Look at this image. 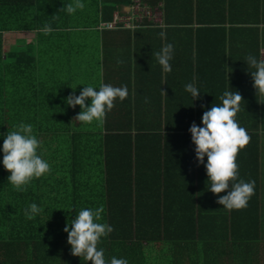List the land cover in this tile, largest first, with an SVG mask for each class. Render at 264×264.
<instances>
[{"label": "crops", "instance_id": "1", "mask_svg": "<svg viewBox=\"0 0 264 264\" xmlns=\"http://www.w3.org/2000/svg\"><path fill=\"white\" fill-rule=\"evenodd\" d=\"M131 1L81 0L85 8L68 16L66 29L51 32L46 36L50 38L38 37L37 31L8 33L5 58L19 51L29 61L25 66L31 78L24 81L40 89L34 91L35 97L36 92H44L39 100L32 101H41L44 109L39 112L52 117H57L54 113L60 111L62 117L74 121L81 109L79 105L68 106L66 99L73 91L78 96L85 86L96 91L101 83L127 86V98L122 102L117 98L103 125L98 127L103 130L102 135L108 134V147L116 150L112 155H120L134 164L129 193L133 202L131 214L137 215L144 225H150L152 215L159 212L198 214L205 238L196 245L193 264L214 262L217 257L205 256V252L208 248L218 252L223 245L227 264H240L239 257L242 256V261L252 256L251 250L259 258V264H264V95H256L250 73L255 69L248 67L246 61L249 55L264 59V0H144L153 7H163L165 23L179 24L165 30L139 27L100 31L91 26L96 6L128 7ZM74 2L66 0L67 4ZM162 31L166 33L165 39L160 36ZM166 44L174 46L169 73L163 71L155 57ZM32 60L35 62L30 68ZM189 83L198 88L200 99L193 100L186 91ZM61 87L64 89L60 91ZM225 91H238L242 95L235 119L251 137L236 159L238 180L255 181V194L247 207L231 211L217 204L218 196L209 191L206 169L196 159L189 132L193 122L203 126L204 111L213 104L222 105L220 97ZM60 95L65 103L61 109L56 106ZM24 101L27 100L18 98L12 103L22 108L26 106ZM86 104L90 106V98ZM82 133H91L89 124L82 127ZM124 139L131 148L122 151ZM88 140L82 143L86 153L83 157H99L102 161V155L89 154L97 151L96 147L100 149V145ZM94 177L114 184L127 180L121 175ZM111 197L114 201L108 199L107 204L119 212L120 205L115 202L118 196ZM208 224L212 226L209 228ZM225 225L228 239L222 242L219 234ZM232 238L237 241L250 238L252 242L248 239L242 242L243 247L250 243V248L242 254L233 251L238 246L230 242ZM187 253L190 259V251Z\"/></svg>", "mask_w": 264, "mask_h": 264}, {"label": "trees", "instance_id": "2", "mask_svg": "<svg viewBox=\"0 0 264 264\" xmlns=\"http://www.w3.org/2000/svg\"><path fill=\"white\" fill-rule=\"evenodd\" d=\"M127 4L128 7L96 6L91 26L96 30L108 31L100 26L102 22L112 20L116 13L130 14L133 23L132 26L119 25L116 29L161 27L165 30L168 26L179 24L171 21L165 23L163 7H153L140 0L141 7L153 13L150 15L131 12L133 0ZM67 5L66 0H0V264H91L90 261L86 262L71 254V246L67 243L68 234L64 232V228L81 209H96L101 205L104 212L100 222L107 223L114 229L107 237H102L98 244V248H103L108 264L112 257L126 259L128 264H193L197 243L205 238L198 220L199 215L159 212L152 215L150 225L139 223L137 215L130 212L133 209L129 193L134 164L120 155H112L116 150L109 149L108 134L102 135L103 130H100L95 121L90 124L91 133L85 134L82 133L85 124L75 119L73 121L70 117H62L63 113L60 111L54 113L58 114L57 117H52L47 112L40 113L39 110L44 109L41 101L35 103L32 99L39 100L40 94L44 92H36L35 97L34 91L38 88L31 86L29 81H24L31 78L26 74L25 66L29 61L24 60L19 51L5 58V35L8 33L37 31L38 37L41 35L43 38H50L39 31L45 24L54 29L52 32L64 31L69 24L67 17L72 15L62 10ZM230 14L231 8H228L227 15ZM55 15L57 20L52 18ZM27 51L33 54L32 51ZM33 62L35 60L30 63V68L33 67ZM59 89L61 91L64 88ZM18 98L27 100L23 102L25 107L22 105L19 108V105L17 108L13 105L12 100ZM59 100L56 106L58 104L61 109L65 106L61 95ZM21 123L32 125L33 135L41 144L37 150L38 155L50 165V171L38 179L34 178L26 186V191L14 189L8 182L10 172L4 169L2 163L4 137L8 131L16 130ZM86 139L91 144L100 145V149L96 147L98 150L89 154L102 155V161L99 157H83L86 153L82 143ZM128 148L131 147L124 139L120 149L124 151ZM101 174L107 178L121 175L127 180L114 184L111 180L103 182L94 177ZM113 195L118 196L115 202L120 205L119 212L107 204L109 200L114 201L111 197ZM32 203L43 211L33 219H28L24 213ZM207 226L210 228L212 225ZM257 235L258 233L255 240ZM227 239L225 225L220 229L219 240L224 242ZM246 239L251 241L250 238L243 240ZM243 240H230L238 246L233 251L242 254L243 250L250 248V243L243 247ZM187 250L190 251V259ZM205 254L217 257L209 264H227L225 245L219 247L218 252H212L208 248ZM251 254L252 256L244 257L242 261L240 256V264H259L256 253L251 250Z\"/></svg>", "mask_w": 264, "mask_h": 264}, {"label": "clouds", "instance_id": "3", "mask_svg": "<svg viewBox=\"0 0 264 264\" xmlns=\"http://www.w3.org/2000/svg\"><path fill=\"white\" fill-rule=\"evenodd\" d=\"M84 8L85 4L81 0H75L73 4L64 6L62 10L74 14ZM39 31L49 35L54 29L45 24ZM160 36L165 39L166 33L162 31ZM173 50L172 44H166L155 53L165 73L172 70L169 61L172 59ZM246 61L248 67L255 69L250 73L256 95H264V59L257 60L256 57L249 55ZM98 89L99 91H96L92 86H85L78 96L73 91V94L67 97L68 106L75 108L79 105L81 109L74 118L76 121L89 125L95 121L98 125H103L107 113L114 108L117 98L122 102L128 96L127 86L114 87L111 84L101 83ZM185 89L191 93L193 100L201 98L198 88L193 83L187 84ZM89 98L90 106L86 104ZM220 100L221 106L213 104L210 110L204 111L201 118L203 126H197L193 122L189 132L191 141L195 145L196 159L206 169L210 182L209 191L218 196L216 203L228 211L241 210L247 207L248 201L255 194V181L238 180L239 168L236 159L239 151L250 143L251 137L235 119L243 101L242 95L238 91H225ZM40 146V141L33 135L30 124L21 123L16 130L6 133L2 145V163L4 169L10 172L8 182L15 190L26 191V186L34 178L38 179L50 171L49 163L38 155L37 150ZM224 192L227 194L220 195ZM42 211V208L32 203L25 209L24 214L26 218L33 219ZM103 212V205L96 209H81L64 228V232L68 234L67 243L71 246V254L83 258L86 262L90 261L91 264H108L104 250L98 248V244L102 237H107L114 229L111 225L100 222ZM110 264H128V261L112 257Z\"/></svg>", "mask_w": 264, "mask_h": 264}, {"label": "built area", "instance_id": "4", "mask_svg": "<svg viewBox=\"0 0 264 264\" xmlns=\"http://www.w3.org/2000/svg\"><path fill=\"white\" fill-rule=\"evenodd\" d=\"M133 3L134 4L130 8L131 12H144V14L150 13V15H153V13L150 12L148 9L141 7L140 0H133ZM130 16H131L130 14H128V15H120L119 13H116L112 20L102 22L100 27L103 30H112V29H116V27L119 26V25H124L125 24L126 26H132L133 23L131 22V17ZM132 17H133V15H132Z\"/></svg>", "mask_w": 264, "mask_h": 264}, {"label": "rangeland", "instance_id": "5", "mask_svg": "<svg viewBox=\"0 0 264 264\" xmlns=\"http://www.w3.org/2000/svg\"><path fill=\"white\" fill-rule=\"evenodd\" d=\"M158 247V245H156Z\"/></svg>", "mask_w": 264, "mask_h": 264}]
</instances>
